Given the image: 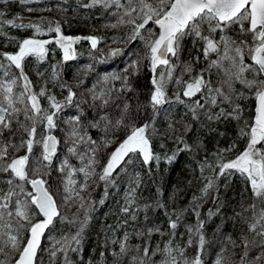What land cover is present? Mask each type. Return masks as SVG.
Wrapping results in <instances>:
<instances>
[{
    "label": "trees",
    "instance_id": "obj_1",
    "mask_svg": "<svg viewBox=\"0 0 264 264\" xmlns=\"http://www.w3.org/2000/svg\"><path fill=\"white\" fill-rule=\"evenodd\" d=\"M88 2L89 0H30L25 4L20 0H0V13L3 14L0 19L2 20H14L16 25H27L39 23L43 18V26L48 27L51 22V26L55 27L59 23L63 35L81 37L73 44L76 53L74 59L64 61L61 49L53 42L47 45L48 53L43 61L30 56L23 62L24 72L32 82L33 91L39 92L41 87H45L48 94L55 96L61 103H64L68 94L67 87L62 88L61 84L71 87L75 93L72 103L66 104L57 114V127L51 130L59 141L57 152L51 165L42 169V178L54 194L62 217L66 219L55 218L53 224L46 229L35 264H64L63 252H58L54 259L50 257L49 253L53 250H48L52 242L50 238L59 239L64 235H75L80 228V221L84 219L81 203H84L85 207L91 203L92 207L89 212L88 230L83 231L81 235V243H83L81 253L78 254L79 251L68 253L71 264H132V257H137V264L141 258L146 261V264H160L156 262L160 253L152 255V252L157 247L161 248L162 241L170 233L169 216L166 212L172 214L181 210L182 219L175 231L180 247L184 249L188 260L199 254L202 264H215L217 256L223 254L225 264H241V257L245 253L242 240L247 238L251 244L247 249V256L244 257L246 264H264V243L256 232L248 231V224L252 222V210L245 211V209H248L250 204H257V201L252 196L246 177L233 170L227 171L222 176L219 175V162L234 159L249 143L250 137L247 133L254 122L255 90H249L236 82L233 105L230 106L227 103L219 106L208 105L198 110V118L194 119L190 105H194L196 100L204 103L207 92L197 94L194 98L184 97L182 85H178L173 79L172 82L176 87L178 86L175 96L167 94V102L154 109L151 104V93L155 88L152 80L165 69L161 66L157 72L153 73L149 62L143 59L144 41L130 40L132 25L124 24L115 28L111 26L116 23V18L111 14L115 11L114 8L108 11L101 6L83 7V4ZM152 2L155 3V0ZM29 9L32 10L29 11ZM247 26L245 22L244 27L247 28ZM0 29L3 32L0 35V54L15 53L20 41L34 35V30L28 27L3 24L0 25ZM146 29L158 32L151 22L146 25ZM204 32L207 34V31ZM148 34V31L142 30V35L148 36ZM220 35L221 33L218 32L213 34L215 39H219ZM225 35L237 42L245 41L246 46H251L253 43L252 34L241 31L240 24L231 25ZM54 36V32H47L39 38L53 39ZM89 36L99 38L97 48H92L90 40L86 39ZM192 39L193 37L188 35L180 45L178 58H173L176 64L174 77H180L183 73L182 64H191L193 67L191 75H195L202 70H207L209 61L216 59V54L205 59L203 41L197 37L194 42ZM114 48H120L121 54L109 55ZM130 59H140L141 63L135 74H129L127 88L123 87V82L120 80H109L107 84L103 82L102 78L106 75H124V68ZM0 61L7 64L2 56ZM245 62L251 63L250 58L246 57ZM53 65L57 66L55 78L52 75ZM228 66L229 62L225 61L224 67ZM9 71L12 74H19L15 66H12ZM204 75L211 81L214 88L221 86L224 79L223 73L217 69L211 72L205 71ZM246 75L248 79H253L254 76L257 79L262 78L252 72ZM5 78L3 70H0V79ZM189 78L190 74L183 73L184 81ZM21 90L20 87L16 89L17 92ZM90 90L97 93L101 90L105 93L111 90V98L105 95V99L109 102L103 104L101 100H93V93ZM177 94L180 96L179 100L176 98ZM40 103L41 107L49 108L47 96L40 97ZM125 103L128 104V109L124 114L123 124L117 128L114 125L124 112ZM235 105H239L238 112H233ZM221 107L226 113H232V115L208 119L209 114L215 117ZM74 116L80 117L81 128L87 133V137L95 141L94 144L79 145L80 151L90 156L92 153L89 148H95V159L98 163L94 165L95 174L87 181V189L81 192L83 201L73 199L67 204L63 203L60 197V195L64 196L66 180V172L60 171L62 162L67 158L71 167L82 166L80 159L70 155L66 146L70 125L65 122ZM101 117H107V119H101ZM19 119L23 120V115ZM97 122L98 127H91V124ZM144 124L151 125L147 135L152 152L159 155L160 160L158 162L152 160L149 164H145L137 156L139 188L147 200L145 204L150 207L146 212L141 207L137 220L133 222L128 216L124 218L121 214V201L117 200L124 196L121 193L125 179L122 174L127 162H122L112 176L116 185H106L98 177L103 165L107 162L108 148L125 138L130 131V125L139 127ZM39 131L44 134L42 126ZM9 136L10 134L6 133L4 139ZM105 140L112 142L106 145ZM16 142H19L18 137ZM185 143L190 147L185 148ZM40 152L41 149L37 146L30 161L29 177H34L31 169L37 166L35 162ZM174 153L175 158L169 162L166 157L173 156ZM24 154L25 149L15 153V155ZM131 155L126 158V161ZM8 178V174L0 173V194L9 190ZM73 179L78 185L84 183L82 174H75ZM208 179L214 180L215 186L205 194L202 189ZM25 188L28 191L31 190L30 185H25ZM77 190L79 191L78 187ZM106 191L107 195H105ZM102 199L103 204L100 203ZM58 202L62 203V208ZM258 209L257 207V211ZM196 213H199V216ZM116 215L117 219H115ZM145 215L148 217L147 221L144 219ZM171 218L176 217L172 215ZM113 220L114 224L111 225ZM124 220H128V223L118 227ZM198 220L203 222L201 229L205 238L203 248L199 243V235H191L187 231V228L196 225ZM101 224L111 225L104 234L99 231ZM153 226H158L160 232H153L149 236L147 229ZM125 232L129 233L127 241L129 251L117 257L116 254L120 252L119 243H113L111 240L113 237V241L123 239ZM137 232L143 235H137ZM161 232L164 235H161ZM190 235L193 242L189 245ZM232 241H235V246ZM146 246L150 249L148 257H145L143 252ZM72 247L76 245L73 244ZM101 253L104 255L101 256ZM258 257L260 259H257ZM0 259L3 257L0 256Z\"/></svg>",
    "mask_w": 264,
    "mask_h": 264
},
{
    "label": "snow or ice",
    "instance_id": "obj_2",
    "mask_svg": "<svg viewBox=\"0 0 264 264\" xmlns=\"http://www.w3.org/2000/svg\"><path fill=\"white\" fill-rule=\"evenodd\" d=\"M21 3H29L30 0H20ZM101 6L105 10L111 11V14L116 18V23L111 25L117 27L119 25H132V33L130 40L140 39L144 41L145 56L151 66L153 73L157 72L158 68L163 66L165 71H161L159 76L153 77L152 83L155 86L151 93V104L155 109L156 106L167 102L165 87L167 82L175 79L178 85H182V95L188 98H194L197 94H202L205 91L204 103L196 100L194 105H190V110L193 113V118H198V110L204 109L206 106H219L227 103L230 106L234 104V84L239 82L249 90H255V98L257 101L255 109L254 122L250 126L249 143L246 149L239 154L234 160L228 162H219V175L226 174L228 170H236L246 177L249 183L252 196L259 202V210L257 204L249 205L252 210V222L248 224L249 232H256L264 243V148H257L258 144L264 145V0H89L83 4L85 8ZM32 9H29L31 11ZM3 14L0 13V16ZM139 21V22H137ZM152 23L158 29V32H153L146 29V25ZM247 22V28L244 23ZM8 24L13 27H28L34 30V35L25 38L18 44V50L15 53H2L3 61H0V70H3L5 79H0V173L8 174L7 184L9 190L6 193L0 194V264H35L38 257V249L41 246V237L45 234V230L54 222L55 218L66 219L62 217L56 199L51 189L47 186L46 181L42 178V169L48 168L57 152L59 141L51 134V130L57 127L56 117L66 104H71L75 93L71 87L61 84V87H67L68 94L65 97L64 103L58 102L55 96L49 95L45 87H41L39 92L33 91L31 80L23 69V62L26 57H36L43 61L48 53L47 45L55 43L63 51V60L68 61L75 58L73 44L81 39V37L64 36L61 33L59 23L55 27L49 26L48 33H55L54 39H41L45 30L43 27V18L39 23H29L27 25H16L14 20L0 19V25ZM233 24H240L241 31H246L252 34L253 43L251 46H246L244 41H235L231 37L224 35L228 28ZM207 27V34L204 32ZM142 30L148 31V36L142 35ZM221 33L219 39H215L214 33ZM0 29V35H2ZM194 35L203 41V54L205 59H208L212 54H216V59L209 61L207 70H202L195 75H191L193 67L191 64L185 63L181 67L183 73L190 74L187 81L180 77H174L173 73L176 64L173 58H178L180 50V42L183 37ZM91 41L93 49L97 48L99 38L94 36L86 37ZM120 48L111 49L109 55H120ZM246 57H250L251 63H246ZM229 62L228 67H224V62ZM141 63L140 59H130L124 68V75L109 74L102 78L107 84L109 80H120L123 82V87L127 88L129 74H135ZM15 66L19 70V74L10 73L9 69ZM56 65L52 66L53 78L57 76ZM217 69L223 73L224 79L219 87H212L211 81L206 79L204 72H211ZM255 73L256 76L262 77L257 79L247 78V73ZM42 75V73H38ZM17 87L22 90L17 92ZM92 91L93 100H101L103 104L109 101L105 99V95L111 98V90L105 93L101 90L99 93ZM47 96L49 108L41 107L40 97ZM177 100L180 99L177 94ZM183 102V101H181ZM128 104L124 105V112L121 117L116 120L115 127H120L124 121ZM239 111V105L233 107V112ZM23 115V120L19 117ZM232 113H226L223 107L213 117L208 115V119L219 118L220 116H231ZM107 119V117H101ZM80 117L74 116L65 123L70 125L66 138V146L68 153L72 156H77L82 166L73 168L69 165L67 158L62 162L60 171L66 172V180L64 182L65 203H70L73 199L83 201L81 192L86 190L88 179L95 174L94 165L98 163L95 159V148H89L92 155H87L80 151L81 144H94L87 133L80 126ZM109 123H111L109 121ZM15 125V128H14ZM43 127L44 134H41L39 129ZM98 122L91 124V127H98ZM130 131L126 137L115 147L107 159V163L103 165L102 171L99 174L100 181L105 184H114L112 176L118 166L122 162L131 163L127 160L130 154L138 153L145 164L150 161L160 160V156L154 154L151 150L150 140L147 135V130L151 127L149 124L143 126L130 125ZM10 134L9 138L4 139L5 134ZM19 142H16V139ZM87 137V139H86ZM180 141L183 142L182 138ZM111 140H105V144H110ZM39 146L41 149L40 155L36 158V167L31 169L32 175L35 178H29V165L34 153V149ZM163 147V145H161ZM190 146L185 143V148ZM21 149H25L24 155H15ZM223 151V150H222ZM175 158L173 156L166 157L170 162ZM82 174L84 183L77 184L73 179L75 174ZM139 173L130 176L128 187L125 192V204L120 208V211L128 216L133 222L137 220L138 212L141 206L136 203L135 193L139 186ZM133 184L136 186L133 187ZM25 185H30L31 190L28 191ZM214 180L208 179L202 192L207 194L208 191L214 188ZM79 188V191L77 190ZM107 195V191L105 192ZM195 199V198H194ZM101 204L104 203L102 199ZM91 203L85 207L81 203V208L84 210V219L80 221V228L75 235H64L59 239L51 237L52 248L49 255L55 258L58 252L65 254L64 264H71L68 260L69 251H79L81 244V235L89 220V212ZM150 205H143V210L146 212ZM163 207V205H158ZM182 210L166 215L169 216L168 225L170 229L169 235L175 237L178 223L182 219ZM175 215V219L171 216ZM199 216V213H196ZM42 217V218H38ZM35 219L36 222H33ZM145 221L148 220L147 215L144 216ZM23 221V223L21 222ZM75 222V221H70ZM128 223L124 220L118 227H123ZM203 222L197 221L195 226L187 228L191 235H199V243L203 248L205 238L201 234ZM153 232H160L158 226L149 227L147 234L152 235ZM137 235L143 233L137 232ZM161 235L164 233L161 232ZM191 235L188 244H192ZM129 233L125 232L123 239L114 240L113 243H119L120 252L117 257L127 254ZM230 239V238H229ZM235 246V241H232ZM245 247L244 256L241 257V264H246L244 257L247 256V249L251 242L245 238L242 240ZM75 244L76 247H72ZM59 245V247H57ZM150 249L146 246L143 249L144 256L148 257ZM162 252L165 259L160 261V264H202L200 255L197 254L193 259L188 260L185 256L184 249L176 246L172 247V239H169L163 249L157 247L152 255ZM175 252H179V259ZM104 253H101L103 256ZM257 259H260L259 257ZM132 264H137V257H132ZM138 264H146V261L141 258ZM215 264H225L223 254L218 255Z\"/></svg>",
    "mask_w": 264,
    "mask_h": 264
},
{
    "label": "rangeland",
    "instance_id": "obj_3",
    "mask_svg": "<svg viewBox=\"0 0 264 264\" xmlns=\"http://www.w3.org/2000/svg\"><path fill=\"white\" fill-rule=\"evenodd\" d=\"M44 27V30H45V33H47V28L48 27H46V26H43ZM204 31H207V27L205 26V28H204ZM44 33V34H45ZM219 33V32H218ZM224 35H225V33H224ZM64 36H66V35H64ZM69 36V35H68ZM192 37H193V39H192V41L194 42V39H195V36L194 35H191ZM55 37V36H54ZM71 37V36H70ZM186 37H188V36H185V37H183L182 38V40H181V42H180V45H181V43L183 42V40H185L186 39ZM54 39V38H53ZM245 42V41H244ZM90 43H91V41H90ZM245 44H246V42H245ZM61 51H62V49H61ZM62 56H63V51H62ZM250 58V57H249ZM178 87V86H177ZM176 86H175V84L172 82V81H169V82H167V84H166V87H165V91H166V95L167 94H169V95H172V96H175V93H176V90H178V88H177ZM154 91V90H153ZM126 137V136H125ZM123 140V139H122ZM122 140H120L119 142H116V143H114V144H112L109 148H108V157H109V155L111 154V152L115 149V147L116 146H118V144L122 141ZM248 145V144H247ZM58 146V145H57ZM247 147V146H246ZM257 148H264V145H261V144H258L257 145ZM246 149V148H245ZM244 149V150H245ZM243 150V151H244ZM242 151V152H243ZM241 152V153H242ZM240 153V154H241ZM137 154V155H136ZM239 155V154H238ZM237 155V156H238ZM137 156H139V158L141 159V160H143L142 159V157L138 154V153H135V154H132L131 156H130V158H129V160H131L132 162L131 163H126V165H125V167H124V172H123V174H122V177L124 178L125 177V179H124V185L122 186V188H121V193H122V196L123 197H125V192H126V189H127V187H128V182H129V178H130V176H133L135 173H139V168H138V160H137ZM236 156V157H237ZM235 157V158H236ZM234 158V159H235ZM234 159H232V160H234ZM231 161V160H230ZM107 163V162H106ZM229 171V170H228ZM233 171H235V172H238V171H236V170H233ZM101 173V172H100ZM99 173V174H100ZM239 174H241L240 172H238ZM244 176V175H243ZM29 178H35V177H29ZM99 178V177H98ZM90 179V178H89ZM88 179V180H89ZM114 182H115V180H113ZM114 185H116V183H114ZM117 186H118V184H117ZM136 185L135 184H133V187H135ZM139 186H140V183H139ZM139 186H138V188H137V190H136V193H135V200H136V203L138 204V205H140L141 207H143V205H145V203L147 202V200L145 199V197H143V195H142V193H141V191H140V188H139ZM60 197H61V199L63 200L62 202L63 203H65V201H64V199H63V196L62 195H60ZM123 197H119V198H117V200L121 203L120 204V208L122 207V206H124V204H125V199L123 198ZM104 200L106 199V198H103ZM59 203V202H58ZM68 204V203H67ZM59 206L62 208V203H59ZM257 207L259 208L260 207V205H259V202L257 201ZM259 210V209H258ZM115 214V213H114ZM121 214L124 216V218H126L127 216L124 214V213H122L121 212ZM117 215H116V218L115 219H117ZM114 219V220H115ZM114 220L113 221H111V222H113L111 225H113L114 224ZM22 223H23V221H21ZM33 222H36L35 220H33ZM88 223H89V220H88V222H87V224H86V226H85V228H84V231L86 232L87 230H88ZM145 224H146V222H145ZM111 225H109V224H105V225H103V224H101L100 226H99V231L101 232V233H103L104 234V232L111 226ZM195 226V225H194ZM84 233V232H83ZM166 234V233H165ZM201 234H203V233H201ZM203 236H204V234H203ZM43 238V237H42ZM113 239H114V237H113ZM113 239L111 240L112 242H113ZM169 239H172V247L173 248H176V246L177 245H179V247H180V241L178 240V236H177V233H176V235H175V237L173 238V237H171L169 234H167L166 235V237L164 238V240L162 241L163 242V245H161V249H163V247H164V244L169 240ZM43 240V239H42ZM41 240V241H42ZM82 245H83V243H81L80 245H79V252H78V254L79 253H81V247H82ZM50 246V245H49ZM58 246V245H57ZM51 249H53L52 248V242H51V246L48 248V250H51ZM174 255H176L177 257H178V255H179V252H175L174 253ZM166 257H165V255L162 253V252H160V255L157 257V263L158 262H160L161 260H164ZM178 259H179V257H178Z\"/></svg>",
    "mask_w": 264,
    "mask_h": 264
},
{
    "label": "water",
    "instance_id": "obj_4",
    "mask_svg": "<svg viewBox=\"0 0 264 264\" xmlns=\"http://www.w3.org/2000/svg\"><path fill=\"white\" fill-rule=\"evenodd\" d=\"M256 105H257V101H256V103H255V109H256ZM256 114V113H255ZM255 114H254V117H255ZM253 120H254V118H253ZM52 134V133H51ZM52 135H54V134H52ZM55 136V135H54ZM56 137V136H55ZM31 187V186H30ZM46 231V230H45ZM41 240H42V237H41Z\"/></svg>",
    "mask_w": 264,
    "mask_h": 264
}]
</instances>
